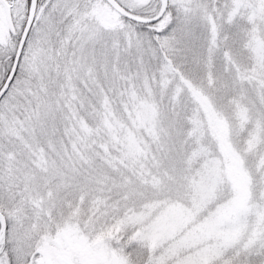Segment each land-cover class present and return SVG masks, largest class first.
<instances>
[{"label": "rangeland", "instance_id": "374dc122", "mask_svg": "<svg viewBox=\"0 0 264 264\" xmlns=\"http://www.w3.org/2000/svg\"><path fill=\"white\" fill-rule=\"evenodd\" d=\"M134 4L38 1L0 109V244L264 264V0H172L147 30Z\"/></svg>", "mask_w": 264, "mask_h": 264}, {"label": "flooded vegetation", "instance_id": "af4514ba", "mask_svg": "<svg viewBox=\"0 0 264 264\" xmlns=\"http://www.w3.org/2000/svg\"><path fill=\"white\" fill-rule=\"evenodd\" d=\"M21 2L22 0H0V91L14 62L26 19L23 20L20 30L18 5ZM131 2L135 4L133 7L126 6L129 11L125 15L130 22L135 23L142 30L154 28L160 23L166 24L173 6L172 0H131ZM164 5L166 6L164 13L157 19ZM20 59L5 92L0 95V109L7 107L9 104L7 99L14 102L17 100ZM38 236L41 237L39 243L27 253L18 254L16 251L12 252L9 245L0 244V264H120L119 255L112 249L100 252L92 246L78 248L69 245L62 232L54 236V246L48 248L46 234L39 233Z\"/></svg>", "mask_w": 264, "mask_h": 264}, {"label": "water", "instance_id": "95a60500", "mask_svg": "<svg viewBox=\"0 0 264 264\" xmlns=\"http://www.w3.org/2000/svg\"><path fill=\"white\" fill-rule=\"evenodd\" d=\"M37 1L38 0H31V2H30L28 16H27V19L25 21V24H24V27H23V30H22V33H21V36H20V40H19L18 48H17L16 54H15L14 62H13L12 67L10 69L9 75H8V77L5 80L4 86H3L2 90L0 91V95L5 92L8 84H9V82L11 80V77H12V75H13L15 69H16V66L18 64V60L20 58L22 49L24 47L28 32H29L30 27H31V25L33 23V20H34V16H35V13H36V7H37ZM165 5H166V3H165ZM165 5L163 7V10L158 15L157 19L160 18L162 16V14L164 13L165 7H166Z\"/></svg>", "mask_w": 264, "mask_h": 264}, {"label": "trees", "instance_id": "16d2710c", "mask_svg": "<svg viewBox=\"0 0 264 264\" xmlns=\"http://www.w3.org/2000/svg\"><path fill=\"white\" fill-rule=\"evenodd\" d=\"M29 1H30V0L27 1V5H28V6H29Z\"/></svg>", "mask_w": 264, "mask_h": 264}]
</instances>
